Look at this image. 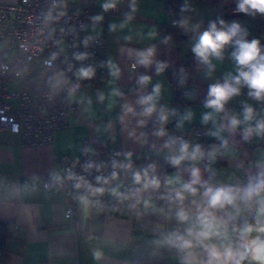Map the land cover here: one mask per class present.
Here are the masks:
<instances>
[{
  "label": "crops",
  "instance_id": "crops-1",
  "mask_svg": "<svg viewBox=\"0 0 264 264\" xmlns=\"http://www.w3.org/2000/svg\"><path fill=\"white\" fill-rule=\"evenodd\" d=\"M15 1L0 0L2 3ZM180 1L185 3V0ZM91 2L102 7L107 0H69L73 8H81ZM132 3L133 0H121L118 4L120 13L110 16L107 27V61L120 69L119 77L110 75L107 64V74L101 83L72 95L76 108L71 114L68 129L56 131L50 145L31 147H24L19 135L8 130L0 131V218L11 220L19 228L8 242L9 259L6 264H132L135 259L144 260L147 264H180L174 250L158 248L153 241L166 232L183 227L174 218H167L172 212L161 196L166 194L163 187L165 177L179 172L184 180L189 179L186 171L189 162H184L179 169L168 163L167 157L175 150L164 147L173 138L171 128L164 126L166 135L163 137L155 135L159 128L147 131L155 113L151 117L140 115L143 106L138 101L151 94L153 86L159 83L161 95L157 106L164 104L176 112L170 126L186 133L191 145L199 144L193 129L204 128L209 134L207 151L213 146L219 147L220 140L210 133L216 131L221 123L227 124L224 114L216 117L215 125L211 121L202 123V116L210 111L204 108L209 85L223 82L228 72L235 74V64L229 58L232 49L225 51L222 62L213 60L216 68L208 76L206 66L198 63L191 50L194 37L198 35L193 28L199 24L200 31L205 30L222 13L228 15L231 22L238 21L248 30V40L258 38L264 46V15L234 14L237 0H187L190 12L182 18L188 21L187 28L181 27L180 38L170 37L165 43V31L176 16V12L169 9L167 0H135L137 10L133 19L121 28L119 25L132 12ZM112 24L117 25L115 31L110 30ZM104 30L103 27L90 26L88 33L97 36ZM152 31H155V37L148 35ZM62 45L66 47L65 40L61 41L60 47ZM148 47L155 48L154 61L166 63V69L157 74L154 62L147 68L137 65L135 73L131 74L127 64L136 63L135 53ZM143 75L151 77L147 85L139 83ZM19 87V81H14L10 90L16 91ZM114 90L121 95H112ZM185 91L187 95L181 96ZM101 93L105 97L103 101L99 99ZM244 103L256 110L258 119L264 117V102L250 98L246 87L227 103L228 114L240 115L242 119ZM129 106L135 114L127 112ZM188 111L193 113L191 120L184 121L183 126L177 128V123ZM141 120L143 125L139 123ZM221 135L228 140V149H221L222 154L215 162L203 160L197 166L201 168L203 179L212 176L213 184L243 185L248 176L257 171L255 162L264 156V137L253 135L245 141L242 129L235 133L224 131ZM86 145L94 156L104 150L120 148L125 164L130 162L132 169H122L115 187L97 182L92 185L105 188V192L91 197L99 204L87 210L78 203L77 219L84 228L79 231L74 222L65 219L63 191L58 187L45 188V179L54 171L65 176L63 157H78ZM128 153L132 154L131 161L126 159ZM152 164L156 167L154 172L150 170V175L159 177L162 187L158 191L149 189L142 195L152 198L154 209L145 210L142 204L129 207L136 204L135 197L121 201L111 194L115 188H119L121 193H134L142 185L133 183V172H143ZM206 167L212 171H205ZM33 185L35 191H32ZM116 203L119 206L116 207ZM174 208L172 206V211ZM95 249L104 253L102 260L93 258Z\"/></svg>",
  "mask_w": 264,
  "mask_h": 264
},
{
  "label": "clouds",
  "instance_id": "clouds-1",
  "mask_svg": "<svg viewBox=\"0 0 264 264\" xmlns=\"http://www.w3.org/2000/svg\"><path fill=\"white\" fill-rule=\"evenodd\" d=\"M121 0H107L102 7L104 11L115 9ZM57 5H53L56 7ZM132 12L126 15L124 23L119 26L123 28L129 21L133 19V13L136 12L135 0L131 4ZM188 5L185 0V6L181 11H187ZM236 12L250 16L257 14L264 15V0H237ZM51 19V13L46 16ZM94 21L103 20V16L97 15L93 17ZM183 28H187L188 21L181 20L178 22ZM116 24L110 26L111 31H115ZM193 31L198 35L194 37L192 52L194 53L199 64L206 66L207 75L211 76L216 65L213 60L223 61L225 51L231 48L229 58L235 64V74L228 72L223 77V82H217L209 85L207 98L204 102V108L210 111L205 112L202 116V123L208 124L210 121L215 125L216 117L220 114L223 119L227 120V124L221 123L216 131L210 133L211 136L220 140L219 147L213 146L210 151L205 152L200 144L191 145L188 141L180 138H171L165 143L164 147L171 149L173 145H179L171 155L167 157L168 163L174 168L179 169L184 162H189L186 171L189 173V179L184 180L178 172L174 175L165 177L163 187L166 194L161 196L168 202L170 212L168 219L174 218L178 225L183 226L172 231L166 232L160 238L153 241L158 248H167L174 250L178 254L180 264H264V156L255 162L254 167L257 169L255 174L249 175L246 183L243 185L234 184H213L212 176L207 180L203 179L201 168L197 166L200 161L207 160L215 162L217 156L221 153V149H228L229 142L221 133L228 131L235 133L242 129L243 139L245 141L255 135L264 137V117L257 118L256 110L249 104L243 105V116L231 114L226 110L227 103L232 98L241 94L242 88L248 89V96L258 102H264V46L258 38L248 40L249 32L238 21L226 22L224 19L212 21L208 27L200 31V25L194 26ZM150 37H155V31L149 32ZM130 40L131 37H126ZM170 37H166L164 42L167 43ZM85 45L88 41L85 40ZM137 59L133 64V68L137 65L150 67L154 62L157 74L163 73L167 67L164 62L154 61L155 48L148 47L146 50L137 51L135 53ZM77 60L87 58L86 53H77ZM56 59L53 53L51 60L47 61L51 65V61ZM110 75L118 78L120 69L111 61L108 62ZM183 71V70H182ZM78 79H91L95 75V69L92 67H81L77 70ZM151 77L147 75L140 76L139 83L147 85ZM67 80L61 72L52 78V88L59 89ZM78 85H73L68 92L71 97ZM112 95H121L118 91H113ZM161 95V85L155 84L152 93L140 98L138 103L143 106L140 115L151 117L157 114V121L160 124L155 135L163 137L166 135L164 125L169 121L168 111L160 107L157 108V101ZM100 101L105 99L103 93L99 95ZM89 103L91 101L89 100ZM128 113H133L134 109L130 106L127 108ZM173 115L176 114L172 110ZM193 113L188 111L177 123V128L183 126L184 121L191 120ZM254 121V123H253ZM141 125L144 121L139 122ZM131 153L126 154V159L131 161ZM93 165L89 163L87 169H91ZM155 165H149L143 172L134 171L132 180L137 187L133 192L121 193L119 188L111 190L113 196L123 200H131L136 198V207L143 205L145 210L154 209L155 205L151 197L144 198L142 193L149 189L158 191L162 187L159 177L150 175V170L155 171ZM113 168L132 169V164H117L113 162ZM205 171L211 172L210 167H206ZM112 179L118 178V173L113 171ZM74 180V188L79 190L82 187L88 190V194H82L78 197L80 204L89 209L98 205L99 201H93L91 197L103 195L105 188L93 187L83 177L77 176L75 173L68 171L66 176L60 175L58 172H51L50 179L45 187L55 184H63L65 180ZM97 183L107 184L109 181L104 177L97 176ZM28 188L27 185L24 186ZM35 185L32 191H35ZM172 206H175L172 211ZM163 211V210H161ZM92 256L96 261L103 259L104 253L95 249Z\"/></svg>",
  "mask_w": 264,
  "mask_h": 264
},
{
  "label": "built area",
  "instance_id": "built-area-1",
  "mask_svg": "<svg viewBox=\"0 0 264 264\" xmlns=\"http://www.w3.org/2000/svg\"><path fill=\"white\" fill-rule=\"evenodd\" d=\"M57 5L53 7V5ZM185 4L179 6L177 18L172 26L181 28L179 21L189 13L181 11ZM236 9V8H235ZM234 14L242 15L236 12ZM51 13V19L46 16ZM120 13V7L104 11L95 2L81 8H73L69 0H16L12 3L0 2V131L8 130L20 136L24 147L50 145L54 133L61 129H68L70 117L76 108L72 96L68 95L73 85H78L73 95L82 90H88L91 85H97L107 74V44L109 41L107 27L110 16ZM101 15L103 20L94 21L93 17ZM90 26L103 27L102 34L92 36L88 33ZM248 39V37H247ZM66 42V52L60 47L61 41ZM85 40L88 41L85 45ZM56 59L51 65L52 54ZM77 53H86L87 58L77 60ZM134 62L127 64L131 74L135 73L137 66ZM81 67H92L95 75L90 80L78 79L76 72ZM64 74L67 80L59 89L52 88V78L59 73ZM19 81L20 87L16 91L10 90V85ZM187 95V91L181 94ZM165 108L169 113V121L164 126L171 128L173 138L188 141V135L170 126L174 116L170 106L159 104L157 108ZM157 114L147 125V131L159 128ZM196 141L207 152L209 134L204 128L193 129ZM178 144L173 145L178 149ZM206 162H209L205 158ZM62 162L65 166V176L68 171L83 177L93 185L96 177L108 179V183H101L106 187H115L117 179H112L113 171L118 174L123 168H113V162L125 164L120 148L113 151L104 150L99 155H92L86 145L78 157L64 156ZM91 163L93 167L86 170ZM50 177H46L45 184ZM74 180H65L63 184L49 185L58 187L63 191L65 198V219L74 222L79 231L84 228L77 219L78 197L88 194L84 187L74 188ZM115 206H119L118 203ZM248 264V262H245Z\"/></svg>",
  "mask_w": 264,
  "mask_h": 264
},
{
  "label": "trees",
  "instance_id": "trees-1",
  "mask_svg": "<svg viewBox=\"0 0 264 264\" xmlns=\"http://www.w3.org/2000/svg\"><path fill=\"white\" fill-rule=\"evenodd\" d=\"M181 4H185V3H182L180 0H167V5L169 9L171 11L176 12V16L173 18V20L177 18V14L179 13V6ZM187 5L189 6V4ZM189 12H190V7H189ZM219 19H224L226 22L229 23L231 22L230 17L222 13H220L213 21H218ZM165 32H167L165 33L166 34L165 37L180 38L182 30L181 28L173 27L171 22L168 27V30H166ZM18 230L19 228L11 220L0 218V264H6L8 262L9 251L7 245L9 240L13 237L14 232ZM147 263L148 262L144 260L135 259L132 264H147Z\"/></svg>",
  "mask_w": 264,
  "mask_h": 264
},
{
  "label": "rangeland",
  "instance_id": "rangeland-1",
  "mask_svg": "<svg viewBox=\"0 0 264 264\" xmlns=\"http://www.w3.org/2000/svg\"><path fill=\"white\" fill-rule=\"evenodd\" d=\"M62 47H63V51L66 52V47H65V45H62Z\"/></svg>",
  "mask_w": 264,
  "mask_h": 264
}]
</instances>
